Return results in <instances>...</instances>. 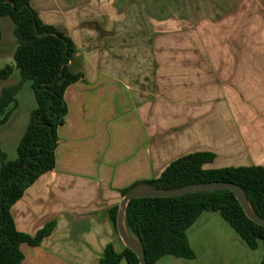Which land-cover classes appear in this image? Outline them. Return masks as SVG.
Listing matches in <instances>:
<instances>
[{"label":"crops","instance_id":"crops-1","mask_svg":"<svg viewBox=\"0 0 264 264\" xmlns=\"http://www.w3.org/2000/svg\"><path fill=\"white\" fill-rule=\"evenodd\" d=\"M30 5L72 39L70 66L82 78L64 92L54 167L10 209L24 234L51 225L37 244L21 245V264H98L108 243L122 251L110 217L121 191L158 177L178 157L208 151L214 158L204 168L264 165V0ZM6 51L2 35L0 56ZM186 235L193 258L164 255L154 264L262 259L261 240L248 247L216 210L200 213Z\"/></svg>","mask_w":264,"mask_h":264},{"label":"trees","instance_id":"trees-1","mask_svg":"<svg viewBox=\"0 0 264 264\" xmlns=\"http://www.w3.org/2000/svg\"><path fill=\"white\" fill-rule=\"evenodd\" d=\"M8 16L13 24L16 44L14 64L0 68V78L19 73V81L0 91V125L6 123L16 108V93L29 80L36 101L27 126L19 138L16 157L8 159L0 147V264H21V245L37 244L51 225L34 236L15 228L11 206L24 190L43 172L54 167L57 128L64 122L67 107L64 92L68 85L82 78L70 63L76 47L72 39L50 24L41 21L30 0H0V18ZM2 37L0 24V40ZM214 154L197 151L172 160L158 177L134 183L157 188H175L186 184L229 181L245 192L252 210L264 218V165L204 168ZM204 210H216L239 234L248 247L262 242L264 264V226L249 219L233 192L227 189L195 191L180 196L134 197L125 206L124 221L130 236L144 253L145 264H154L164 255L191 259L194 251L187 239V229ZM117 205L110 210L115 225ZM139 264L128 247L116 252L108 243L98 264Z\"/></svg>","mask_w":264,"mask_h":264},{"label":"water","instance_id":"water-1","mask_svg":"<svg viewBox=\"0 0 264 264\" xmlns=\"http://www.w3.org/2000/svg\"><path fill=\"white\" fill-rule=\"evenodd\" d=\"M227 189L233 192L235 198L242 207L245 215L252 221L264 226V218L255 213L250 207L246 198L244 190L237 184L229 181H211V182H199L186 184L175 188H157L147 184H137L129 188L121 197L118 203V209L116 214V228L120 238L124 241L125 245L130 248L138 257L139 264H145L144 253L135 242V240L128 233L124 215L126 203L134 197H166V196H180L186 193L195 191H210Z\"/></svg>","mask_w":264,"mask_h":264},{"label":"rangeland","instance_id":"rangeland-1","mask_svg":"<svg viewBox=\"0 0 264 264\" xmlns=\"http://www.w3.org/2000/svg\"><path fill=\"white\" fill-rule=\"evenodd\" d=\"M1 30L3 35V45L7 49L6 54L0 56V68L12 61L13 58L10 55L12 45L16 44L15 36L13 34L14 24L8 17H1ZM8 53V54H7ZM19 73L17 70L10 75L7 81L0 78V91L1 87L5 84H14L19 81ZM17 106L12 110L9 120L0 127V147L6 153L8 159H14L17 155L16 146L20 135L25 130L29 121L30 112L36 105L34 93L30 86V81H24L19 90L16 93ZM13 131V133H11ZM8 138H7V137Z\"/></svg>","mask_w":264,"mask_h":264}]
</instances>
